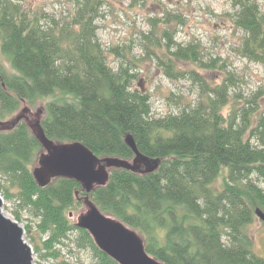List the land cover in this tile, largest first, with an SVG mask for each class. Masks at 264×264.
<instances>
[{
	"label": "trees",
	"instance_id": "obj_1",
	"mask_svg": "<svg viewBox=\"0 0 264 264\" xmlns=\"http://www.w3.org/2000/svg\"><path fill=\"white\" fill-rule=\"evenodd\" d=\"M230 1L236 10L233 24L244 33L241 55L264 67V14L256 0ZM101 2L78 0L66 26L43 27L36 15L0 0V52L15 71L0 63L5 128L0 129V177L6 181L4 198L40 220L38 234L47 240L33 245L34 253L57 257L54 245L74 239L95 264H118L70 218L86 210L89 198L103 214L137 232L146 252L163 264H264L248 231L257 212L264 213V190L254 180L264 183V119L255 128L249 111L242 124L234 112L224 116L230 80L212 88L196 71L178 69L177 63H198L201 53L199 46L178 45L170 32L164 35L166 46L149 40L169 55L161 61L164 73L196 80L207 101L154 118L150 96L133 89L136 75L124 66L117 72L110 67L97 38ZM47 99L52 101L37 127L46 139L80 142L101 160L135 169L112 168L109 183L90 194L69 179L41 188L33 168L44 148L35 130L11 117L22 103L35 107ZM220 178L222 187L216 185ZM15 220L20 222L19 213Z\"/></svg>",
	"mask_w": 264,
	"mask_h": 264
},
{
	"label": "rangeland",
	"instance_id": "obj_2",
	"mask_svg": "<svg viewBox=\"0 0 264 264\" xmlns=\"http://www.w3.org/2000/svg\"><path fill=\"white\" fill-rule=\"evenodd\" d=\"M5 1H12L31 15L39 17L43 27L54 24L58 27L66 26L78 10V0ZM101 1L96 21L97 38L110 67L117 72L120 66H124L136 75L133 89L150 96L154 118L178 115L188 107H197L207 101L205 91L196 80H174L164 73L161 61L169 55L164 47L159 50L149 40L157 38L166 46L169 42L164 35L170 32L174 34V41L178 45L199 46L201 53L198 63H177V68L196 71L212 88L230 80L227 82L230 100L223 112L224 116L234 112L237 114V123L242 124L244 114L249 111L254 115L253 126H259L264 119V67L241 55L244 33L233 24L236 10L230 0ZM256 2L264 14V0ZM172 50L175 51L176 47ZM0 63L7 72L15 73L9 59L1 52ZM211 97L220 100L215 94H211ZM50 101L52 99L40 101L35 107L22 103L11 119L27 123L32 128L46 116V105ZM3 123L0 124L1 130L5 129ZM36 168L38 163L33 170ZM254 180L264 190V183L256 177ZM216 185L222 187V178ZM5 187L6 181L0 177L4 215L16 221V213H19V224L25 232V241L32 250L33 245L41 247V239L45 242L47 238L38 234L40 220L28 210L20 211L14 200H6ZM78 216L73 215L71 218L74 223ZM248 231L253 238L255 254L264 259V223L256 218ZM54 251L57 257H44L46 251L34 253V264H95L90 252L78 249L74 239L55 244Z\"/></svg>",
	"mask_w": 264,
	"mask_h": 264
},
{
	"label": "water",
	"instance_id": "obj_3",
	"mask_svg": "<svg viewBox=\"0 0 264 264\" xmlns=\"http://www.w3.org/2000/svg\"><path fill=\"white\" fill-rule=\"evenodd\" d=\"M40 122L32 128L44 148L38 158V168L33 170L41 188L56 179H69L80 183L90 194L96 187L109 183L112 168L135 169L122 161L101 160L80 142L54 143L37 129ZM126 143L139 157L133 139L128 138ZM3 204L0 197V264H34V252L24 239V230L18 222L4 215ZM85 204L86 210L78 216L76 225L87 231L97 247L112 260L118 264H163L146 252L144 240L137 232L103 214L89 198L85 199ZM257 216L264 223V213L257 212Z\"/></svg>",
	"mask_w": 264,
	"mask_h": 264
}]
</instances>
